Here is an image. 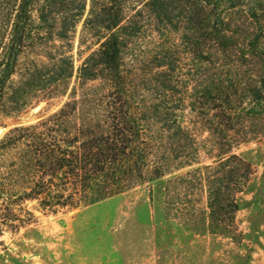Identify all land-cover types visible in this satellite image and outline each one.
<instances>
[{
	"label": "trees",
	"instance_id": "1",
	"mask_svg": "<svg viewBox=\"0 0 264 264\" xmlns=\"http://www.w3.org/2000/svg\"><path fill=\"white\" fill-rule=\"evenodd\" d=\"M80 23L78 47L90 38L98 46L65 102L0 138L1 204L34 200L54 213L169 176L167 216L176 210L198 234L234 239L250 165L230 155L175 174L198 164L180 117L188 99L193 110L228 116L236 87L229 71L243 66L250 111L264 102V0H89L88 10L87 0H0V116L66 94ZM28 54L44 61L20 73ZM199 194L203 207L185 206L182 198Z\"/></svg>",
	"mask_w": 264,
	"mask_h": 264
},
{
	"label": "rangeland",
	"instance_id": "2",
	"mask_svg": "<svg viewBox=\"0 0 264 264\" xmlns=\"http://www.w3.org/2000/svg\"><path fill=\"white\" fill-rule=\"evenodd\" d=\"M80 29L81 23L73 40L74 74L66 94L33 100L20 113L0 116V138L13 127L54 113L65 102L76 69L98 46L90 38L78 47ZM35 53L41 54V49ZM31 60L44 61L25 55L18 71L22 73ZM240 68L238 75L229 71L236 87L231 90L233 108L228 116L212 118L199 105L193 110L186 100L180 122L194 136L198 164L175 173L214 165L230 155L250 165V180L236 195L234 239L198 234L197 226L176 210L167 216L163 194L167 176L86 207L54 213L40 209L34 200L10 206L0 202V264H264V102L250 111L253 106L245 93L251 82L249 68ZM193 69L187 75L192 77L189 83L196 81ZM182 199L189 209L205 204L204 194L190 196V203Z\"/></svg>",
	"mask_w": 264,
	"mask_h": 264
}]
</instances>
